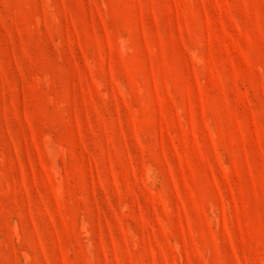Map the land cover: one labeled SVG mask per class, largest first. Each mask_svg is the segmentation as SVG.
<instances>
[{
    "label": "rangeland",
    "instance_id": "374dc122",
    "mask_svg": "<svg viewBox=\"0 0 264 264\" xmlns=\"http://www.w3.org/2000/svg\"><path fill=\"white\" fill-rule=\"evenodd\" d=\"M0 264H264V0H0Z\"/></svg>",
    "mask_w": 264,
    "mask_h": 264
}]
</instances>
